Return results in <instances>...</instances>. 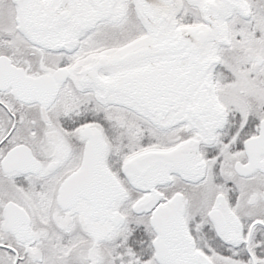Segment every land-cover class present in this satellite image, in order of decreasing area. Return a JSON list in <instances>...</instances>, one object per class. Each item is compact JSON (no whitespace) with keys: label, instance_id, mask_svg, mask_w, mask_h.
Masks as SVG:
<instances>
[{"label":"snow or ice","instance_id":"1","mask_svg":"<svg viewBox=\"0 0 264 264\" xmlns=\"http://www.w3.org/2000/svg\"><path fill=\"white\" fill-rule=\"evenodd\" d=\"M0 264H264V0H0Z\"/></svg>","mask_w":264,"mask_h":264}]
</instances>
